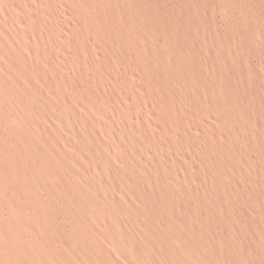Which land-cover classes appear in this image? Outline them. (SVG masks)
Instances as JSON below:
<instances>
[{
	"label": "rangeland",
	"instance_id": "obj_1",
	"mask_svg": "<svg viewBox=\"0 0 264 264\" xmlns=\"http://www.w3.org/2000/svg\"><path fill=\"white\" fill-rule=\"evenodd\" d=\"M0 264H264V0H0Z\"/></svg>",
	"mask_w": 264,
	"mask_h": 264
}]
</instances>
